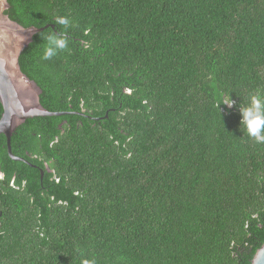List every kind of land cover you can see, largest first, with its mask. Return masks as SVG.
Segmentation results:
<instances>
[{
  "label": "trees",
  "instance_id": "obj_1",
  "mask_svg": "<svg viewBox=\"0 0 264 264\" xmlns=\"http://www.w3.org/2000/svg\"><path fill=\"white\" fill-rule=\"evenodd\" d=\"M7 4L10 20L45 27L18 64L40 105L61 115L15 129L11 152L24 161L8 157L0 134V264H68V225L52 194L27 212L26 242L12 238L9 211L14 186L61 184L45 168L69 137L84 148L79 172H128L101 189L85 253L114 264H250L264 242V143L248 137L239 108L264 96V0ZM53 34L68 44L46 60Z\"/></svg>",
  "mask_w": 264,
  "mask_h": 264
},
{
  "label": "clouds",
  "instance_id": "obj_2",
  "mask_svg": "<svg viewBox=\"0 0 264 264\" xmlns=\"http://www.w3.org/2000/svg\"><path fill=\"white\" fill-rule=\"evenodd\" d=\"M56 23L62 26H67L69 24V20L66 17H57ZM68 41L63 36H56L55 34L48 37V47L44 50L43 59H50L54 55H56L58 50H63L67 47ZM223 104L232 106L233 101L229 98H225ZM242 119L240 124L243 125L248 137L250 139L255 140L257 143H264V96L259 93L250 94L249 103L239 108ZM112 168L113 173L103 169L98 168H87L85 173H81L80 177L84 174H91V176L83 177L82 182L79 183L80 189H68L66 185L67 192L69 197L67 199H56L55 205L62 207L65 211L64 217H66L67 227H68V241L71 244V247L68 248L70 253H72L73 258H75L78 263L80 261H84V264H114L112 259L107 255L95 253L93 255H89L85 253V244L92 233L95 231L96 224L98 222V213L101 206V189L104 186H108L112 180H120L124 178V176L128 175L127 170H121L118 168ZM48 169V168H47ZM54 172V170H51ZM50 171V172H51ZM49 174V170H47ZM51 174V173H50ZM56 177L55 173H52V176ZM50 176V179L52 178ZM59 178V177H57ZM51 181H53L51 179ZM42 182V181H41ZM54 182V181H53ZM59 183V182H58ZM66 183H69V179L67 177ZM57 184V183H55ZM42 183H40V188H36V195L32 194L34 190H29L28 192V203L26 205H22L20 209L23 211L24 215L17 220H15L17 227L22 228V231H26L27 233H31L33 229V224L29 225V217L27 212L30 213L33 210V201L40 200L44 197V191L41 188ZM20 187H15L14 190H18ZM77 192L78 195L74 196L73 194ZM14 192V198H15ZM53 199V197L51 198ZM59 202H63L67 206L63 204H59ZM15 209L17 202L14 203ZM19 209V210H20ZM14 214V213H13ZM20 216L17 214L14 217L17 218ZM12 227L11 224L9 225Z\"/></svg>",
  "mask_w": 264,
  "mask_h": 264
},
{
  "label": "water",
  "instance_id": "obj_3",
  "mask_svg": "<svg viewBox=\"0 0 264 264\" xmlns=\"http://www.w3.org/2000/svg\"><path fill=\"white\" fill-rule=\"evenodd\" d=\"M6 9L7 0H0V134L5 138L8 157L13 161H24L11 152L10 141L15 129L26 119L61 113L49 112L40 105L39 88L21 72L18 64L19 55L31 42L32 36L45 27L24 28L4 14ZM43 173L40 171V182ZM250 264H264V242L253 254Z\"/></svg>",
  "mask_w": 264,
  "mask_h": 264
},
{
  "label": "rangeland",
  "instance_id": "obj_4",
  "mask_svg": "<svg viewBox=\"0 0 264 264\" xmlns=\"http://www.w3.org/2000/svg\"><path fill=\"white\" fill-rule=\"evenodd\" d=\"M77 140H78L77 138L71 139L69 137L63 143H60L59 148L53 145V154H52L51 160L49 161L50 167L48 168L49 174L47 175L49 177L50 171L54 170L53 173H55L56 177H59L61 184L59 186H53L47 182H42L41 188L43 189L45 193L52 194L55 199L61 200L62 197L64 199H67L69 197V194L66 191L67 190L66 185L68 186V189H76V188L80 189L81 188L79 185L80 179H83V177L87 176L86 174H84L81 177L77 176L78 174L80 175V173L82 172L85 173L84 170H81L79 172L78 171L79 168L76 167L77 164H75L76 153L84 152V148L82 147V144L77 145ZM67 148L69 149L73 148V149L66 151ZM73 155H74V159H73ZM66 177H68L69 183L65 182ZM45 180H48V178ZM37 190H34L32 194L36 195ZM28 192L29 190L26 189L25 187H22L20 189L18 188L15 194V201L17 202V205L14 210H13V205H12V208L9 211V214L13 210L12 213H14L15 216L17 214L20 215V216H17V218L13 217L12 214L9 215V223L11 224L13 228H15V234L12 236V238H17L16 240L19 242L22 240L26 242L29 237V235L20 234L24 226L17 228L15 224V220H17L18 218L21 219V217L24 215L23 211L21 209L19 210V208L22 205H26L28 203ZM56 209L58 210L57 215H60V216L65 215V211L63 210L62 207H59L58 205H56ZM16 240H14L13 242H16ZM4 245L6 246V248L9 247V240L5 241ZM74 259L72 258L71 255H66V261L68 264H84V261H82V263H78V261L76 260L75 262Z\"/></svg>",
  "mask_w": 264,
  "mask_h": 264
},
{
  "label": "bare ground",
  "instance_id": "obj_5",
  "mask_svg": "<svg viewBox=\"0 0 264 264\" xmlns=\"http://www.w3.org/2000/svg\"><path fill=\"white\" fill-rule=\"evenodd\" d=\"M87 176H91V174H86ZM82 180L83 179H80V182H82ZM57 182V181H56ZM74 196H77L78 195V193L77 192H75L74 194H73ZM60 203V202H59ZM60 204H63V205H65V206H67L66 204H64L63 202H61Z\"/></svg>",
  "mask_w": 264,
  "mask_h": 264
},
{
  "label": "built area",
  "instance_id": "obj_6",
  "mask_svg": "<svg viewBox=\"0 0 264 264\" xmlns=\"http://www.w3.org/2000/svg\"><path fill=\"white\" fill-rule=\"evenodd\" d=\"M53 177H54V175H53ZM53 177H52V178H53ZM57 179H58V182H59V178H57ZM57 179H56V181H57ZM58 182H56V183H58ZM58 203H59V201H58ZM59 204H60V203H59Z\"/></svg>",
  "mask_w": 264,
  "mask_h": 264
},
{
  "label": "flooded vegetation",
  "instance_id": "obj_7",
  "mask_svg": "<svg viewBox=\"0 0 264 264\" xmlns=\"http://www.w3.org/2000/svg\"><path fill=\"white\" fill-rule=\"evenodd\" d=\"M48 169L47 168H45V171H47Z\"/></svg>",
  "mask_w": 264,
  "mask_h": 264
}]
</instances>
